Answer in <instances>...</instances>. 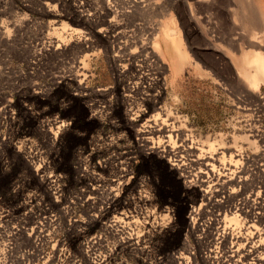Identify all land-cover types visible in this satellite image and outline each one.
Here are the masks:
<instances>
[{
	"label": "rangeland",
	"instance_id": "rangeland-1",
	"mask_svg": "<svg viewBox=\"0 0 264 264\" xmlns=\"http://www.w3.org/2000/svg\"><path fill=\"white\" fill-rule=\"evenodd\" d=\"M47 1L55 17L45 0H0V264H207V232L186 217L199 190L180 178L191 157L181 172L147 154L127 112L159 114L174 127L161 137H195L206 156L233 147L247 190L264 189V81L250 90L242 66L264 44V0ZM70 28L81 39L46 54L49 35ZM121 210L130 213L113 227ZM134 233L142 239L129 242Z\"/></svg>",
	"mask_w": 264,
	"mask_h": 264
},
{
	"label": "bare ground",
	"instance_id": "bare-ground-1",
	"mask_svg": "<svg viewBox=\"0 0 264 264\" xmlns=\"http://www.w3.org/2000/svg\"><path fill=\"white\" fill-rule=\"evenodd\" d=\"M43 6L48 14L56 16L53 10L54 6L50 2L45 0ZM57 23V20L53 21V24ZM69 30L68 33L65 32L62 35H49L51 36L48 42L49 49L46 48L44 52L48 54V52H55V50L62 51L67 43L78 42L81 39L80 30L75 28H70ZM161 31L164 41L170 43L174 56L181 60L183 55L178 49L176 34H169L166 29ZM154 47L155 53H159V45L154 44ZM253 47L258 51L245 53L242 58L243 68L250 72L249 79L252 85L250 90L256 88L260 81H264V44L254 43ZM172 61L174 63V59ZM150 101H152L151 98L144 99V102ZM158 115L148 116L147 112L142 111L139 107L132 108L127 112L129 125L139 129L137 132L144 141L149 140L150 146L146 148L147 154H152L159 159L165 160L173 167H170V169L175 168L181 172L185 170L183 168L186 161L184 159L185 153L191 157L190 162L195 168L185 172V174L181 173L180 178L183 180L186 191L191 193L195 191V188L199 190L198 200L189 204L186 217L188 225L197 233H200L199 235L207 232V237L210 239L211 247L213 248L206 253L207 264H224V262L227 264H244L240 260L250 261V263L246 262L245 264H255V261L264 264V189L262 188L261 190L260 187H255L254 191L247 190L245 171L243 166H240L245 161L244 156L231 146L220 148L222 149L221 151L219 149L214 153L209 152V155L206 156L207 153H202L204 152L203 148L198 147V140L183 133V136L180 134L178 136L175 135L176 140L171 142V134L166 137L161 136L165 133H172L174 127L169 126L170 124L166 125L165 121L167 120L156 118ZM63 125V122L53 120L51 130L59 132ZM159 137L167 140L156 142L155 144L153 139H158ZM257 137L259 136L257 135ZM161 138L158 140H161ZM208 144L209 146H214L212 143L208 142ZM29 166L33 169L35 176H38L43 169L40 166H37V169L34 165ZM48 180L55 186L60 181V176L52 175ZM147 182L148 179L142 181L145 186ZM236 187L238 190H236ZM143 195L148 200L145 195L150 196V194L143 191ZM116 196L117 194L114 197ZM109 204L112 206L113 202ZM164 211L165 215L163 217L167 218V222L171 221L174 213L173 207L166 206ZM127 213L130 212L121 210V212L117 213L118 216H113L111 219L112 226H118L122 221V216L126 217ZM164 220L165 218L163 220L162 218L160 219L161 224H158L159 227L164 223ZM13 235H16V233H12ZM141 239V236L134 233L129 235L128 241L136 242ZM227 243L231 244V249L227 251L231 254L228 257L229 259L226 256H223L222 259L219 256V247ZM93 244L90 243V247ZM234 246H237V249L233 250ZM258 255L261 256L259 257ZM248 258L250 259L247 260ZM180 260L179 264H188L187 258L181 257ZM107 261L108 256L99 259L95 264H107Z\"/></svg>",
	"mask_w": 264,
	"mask_h": 264
}]
</instances>
